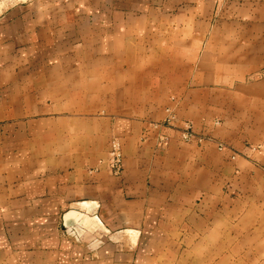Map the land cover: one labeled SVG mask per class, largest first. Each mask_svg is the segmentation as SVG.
Wrapping results in <instances>:
<instances>
[{"label":"crops","instance_id":"0c3cea01","mask_svg":"<svg viewBox=\"0 0 264 264\" xmlns=\"http://www.w3.org/2000/svg\"><path fill=\"white\" fill-rule=\"evenodd\" d=\"M263 70L264 0H0V264H264ZM208 91L215 208L142 140Z\"/></svg>","mask_w":264,"mask_h":264},{"label":"rangeland","instance_id":"374dc122","mask_svg":"<svg viewBox=\"0 0 264 264\" xmlns=\"http://www.w3.org/2000/svg\"><path fill=\"white\" fill-rule=\"evenodd\" d=\"M189 27V26H188ZM177 30L182 32L184 31V26H176ZM190 31L192 32H201L204 31L203 26H190ZM205 31L215 32L216 26L210 25L207 26ZM182 68V67H180ZM178 75V74H177ZM183 75V74H182ZM189 77V74H187ZM198 75L196 73L191 74V78L189 82V88H195L196 83L199 82L198 77L194 79V76ZM254 77H263L264 70L254 74ZM175 85L177 83V89L179 88V81H174ZM176 89V90H177ZM174 99V98H172ZM193 100V110L192 116L181 115L178 112L172 111L170 107L167 108L169 114L161 121H152L148 126L150 128H146L143 139L147 138V132L153 130L157 133L156 136V145H155V154H159V156L166 155L175 147L180 148V146H184L183 149H179L182 151V156H191V158H196V161L203 166L201 169L192 168L191 170H187L191 173L190 187L192 190L199 193L200 199H205L203 204L208 208H215V195L217 188H221V184L217 182V174H216V153L215 151L220 150L218 145L219 143L226 144L220 141H217L215 137V128L217 125L221 124V119H219L216 115V105H215V93L214 91H208L207 96L205 98L204 94H194L192 96ZM206 101V103H205ZM201 115V117H200ZM167 133H166V132ZM186 134H189L188 137H185ZM116 139V138H115ZM113 140V139H112ZM111 140V141H112ZM175 145V146H174ZM213 148L212 152H209L201 159L199 157L200 151H206ZM110 150H111V142H110ZM168 151V152H166ZM178 151V150H176ZM166 152V153H164ZM110 154V151H109ZM6 154L0 153V165L2 167H6L4 163H7L13 157H6ZM2 156H4V160H2ZM8 156V154H7ZM168 156H172L170 153ZM111 157V154H110ZM167 157V155H166ZM175 158V157H173ZM177 162H184L183 159H177ZM193 160V159H192ZM112 161V157H111ZM188 162V161H187ZM181 164V163H180ZM185 171V170H182ZM227 186H224V194L228 193L226 189ZM199 203V201H198Z\"/></svg>","mask_w":264,"mask_h":264},{"label":"built area","instance_id":"2783aa9c","mask_svg":"<svg viewBox=\"0 0 264 264\" xmlns=\"http://www.w3.org/2000/svg\"><path fill=\"white\" fill-rule=\"evenodd\" d=\"M189 134H186L185 137H188ZM220 150L225 149V145L222 143H219L218 145ZM110 154L112 157V161H111V167L115 170L118 171L121 165V162L123 160V153H122V149H121V143L118 139H113L111 141V150H110Z\"/></svg>","mask_w":264,"mask_h":264}]
</instances>
